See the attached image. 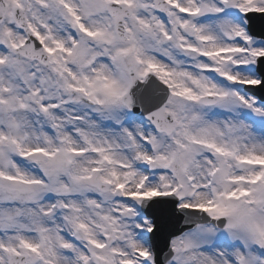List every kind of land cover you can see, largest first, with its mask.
Masks as SVG:
<instances>
[{"label": "snow or ice", "instance_id": "1", "mask_svg": "<svg viewBox=\"0 0 264 264\" xmlns=\"http://www.w3.org/2000/svg\"><path fill=\"white\" fill-rule=\"evenodd\" d=\"M0 264H264V0H0Z\"/></svg>", "mask_w": 264, "mask_h": 264}]
</instances>
